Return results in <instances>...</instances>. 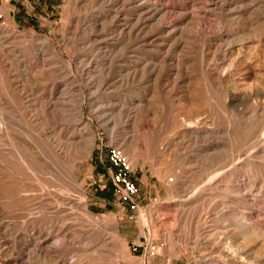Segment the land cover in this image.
I'll return each mask as SVG.
<instances>
[{
  "label": "rangeland",
  "instance_id": "rangeland-1",
  "mask_svg": "<svg viewBox=\"0 0 264 264\" xmlns=\"http://www.w3.org/2000/svg\"><path fill=\"white\" fill-rule=\"evenodd\" d=\"M145 1L0 0V264H264V0Z\"/></svg>",
  "mask_w": 264,
  "mask_h": 264
},
{
  "label": "bare ground",
  "instance_id": "bare-ground-1",
  "mask_svg": "<svg viewBox=\"0 0 264 264\" xmlns=\"http://www.w3.org/2000/svg\"><path fill=\"white\" fill-rule=\"evenodd\" d=\"M71 3L72 2H74V4L75 3H78L77 2V0H69ZM139 1V0H138ZM189 2H190V4L191 5H194V3H196V1L197 0H188ZM198 1H200V3L202 4V6L203 7H205V8H207V7H209L211 4H212V1L213 0H198ZM224 1V0H223ZM109 2V1H108ZM128 2V1H127ZM127 2L126 1H124V3L122 2V5L125 7L126 5H127ZM222 2V1H221ZM114 3V2H113ZM129 3V2H128ZM167 4V3H166ZM218 4H219V2H218ZM136 5V4H135ZM106 6V5H105ZM122 6V7H123ZM223 6V5H222ZM134 8V7H133ZM136 8V11L138 12V15L135 17L136 18V20H135V22H134V26H136L137 28H139L140 26H143L144 25V27H147V26H149L150 25V23L151 22H153L154 20H156V21H161V18L162 17H165V16H168L169 14H170V11L167 9V7H166V5H165V0H146L145 2H143V4H140V5H138V6H136L135 7ZM114 9V8H113ZM122 12L123 11H121V9H118V12L116 13L117 14V16H119L120 17V19L118 20L120 23H121V25H123V26H126V25H128V24H130L129 23V21L127 22V18H121V15H123L122 14ZM114 19V18H113ZM129 19V18H128ZM163 19V18H162ZM131 21V20H130ZM113 23V22H112ZM117 23V22H116ZM155 23H157V22H155ZM114 24V23H113ZM132 24V23H131ZM133 25V24H132ZM170 25V24H169ZM139 26V27H138ZM129 27V26H128ZM131 27V26H130ZM168 28H169V26H168ZM119 29V28H118ZM128 29V28H127ZM134 29V28H133ZM122 30V29H121ZM120 30V34L121 33H123L125 30L123 29L122 31ZM129 30V29H128ZM132 30V29H131ZM137 30V29H136ZM199 30H201V28H197V31H199ZM4 31V30H3ZM195 31V30H194ZM6 33H7V31H5ZM129 33H132V31L130 32V30L128 31ZM6 33H3L2 34V36H0V38L1 37H7V36H5L6 35ZM126 33V35H127V32H125ZM148 33V32H147ZM1 35V34H0ZM123 35H124V33H123ZM135 35V34H134ZM199 35V34H198ZM120 36V35H119ZM130 36V35H129ZM14 37V36H13ZM130 38V37H129ZM14 39V38H13ZM148 39V38H147ZM5 40V39H4ZM124 41V40H123ZM127 42V41H126ZM45 59V58H44ZM82 60V59H81ZM129 62V61H128ZM134 62V61H133ZM40 66V65H39ZM86 66V65H85ZM84 66V67H85ZM177 66V65H176ZM42 67H43V65H42ZM46 67V66H45ZM83 67V68H84ZM47 68V67H46ZM122 68V67H121ZM129 68V67H128ZM48 69V68H47ZM132 69V68H131ZM130 69V70H131ZM84 71V70H83ZM55 75V74H54ZM34 79H35V77H34ZM47 100V99H46ZM46 100H44L45 102H43V101H41V103L39 104V105H41V106H39L40 108H44L45 110H49V108H50V106L52 105V102H50V101H46ZM36 106V105H35ZM53 108V107H52ZM51 108V109H52ZM50 109V110H51ZM42 111V110H41ZM40 112V111H39ZM43 112V111H42ZM195 112V111H194ZM78 121H79V119H78ZM81 121V120H80ZM199 122V121H198ZM201 127H202V125H201ZM197 130L199 129H201V128H199V127H197L196 128ZM203 130V129H202ZM59 133V132H58ZM62 134V133H61ZM52 136V135H51ZM61 136V135H60ZM53 139L54 140H56V141H60V139H59V137H58V135L57 134H55L54 132H53ZM63 141H65L64 139H62ZM71 140V139H70ZM63 141H62V143H63ZM69 141V140H68ZM74 141V140H73ZM56 143V142H55ZM60 143V142H59ZM70 143V142H69ZM69 143H67V141H66V144H69ZM65 144V143H64ZM63 144V145H64ZM71 146V145H70Z\"/></svg>",
  "mask_w": 264,
  "mask_h": 264
},
{
  "label": "built area",
  "instance_id": "built-area-1",
  "mask_svg": "<svg viewBox=\"0 0 264 264\" xmlns=\"http://www.w3.org/2000/svg\"><path fill=\"white\" fill-rule=\"evenodd\" d=\"M112 162L117 166V171L113 172V181L116 186V192L126 202H131L133 209L138 207L136 203L137 187L136 184L131 180L130 174L132 168L126 163L124 153L120 146H113L110 154ZM196 264V263H189Z\"/></svg>",
  "mask_w": 264,
  "mask_h": 264
},
{
  "label": "crops",
  "instance_id": "crops-1",
  "mask_svg": "<svg viewBox=\"0 0 264 264\" xmlns=\"http://www.w3.org/2000/svg\"><path fill=\"white\" fill-rule=\"evenodd\" d=\"M11 15V13H9ZM17 13L15 12V10H13V15L15 16Z\"/></svg>",
  "mask_w": 264,
  "mask_h": 264
}]
</instances>
